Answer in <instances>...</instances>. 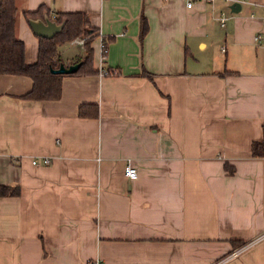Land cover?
<instances>
[{
    "label": "crops",
    "instance_id": "crops-1",
    "mask_svg": "<svg viewBox=\"0 0 264 264\" xmlns=\"http://www.w3.org/2000/svg\"><path fill=\"white\" fill-rule=\"evenodd\" d=\"M16 3L28 62L25 10L44 4L36 16L89 15L97 70L65 73L57 99L0 72V184L15 190L0 194V264H264V243L238 250L264 230V0ZM77 39L65 63L85 53Z\"/></svg>",
    "mask_w": 264,
    "mask_h": 264
},
{
    "label": "trees",
    "instance_id": "trees-1",
    "mask_svg": "<svg viewBox=\"0 0 264 264\" xmlns=\"http://www.w3.org/2000/svg\"><path fill=\"white\" fill-rule=\"evenodd\" d=\"M46 8L40 5L35 11L25 10L27 17L36 16ZM49 17L56 20L60 30L53 37L39 36L38 56L34 62L26 59V43L17 34L18 5L16 0H0V72L26 74L32 77L33 86L23 96L36 99H57L62 94V78L65 73H57L51 70L64 62L60 56L59 46L69 42L78 36H88L83 44L85 53L74 61L82 60V64L75 73L95 72L93 65V46L91 34L95 28L90 23L89 15L84 11H55ZM44 17V15L42 16ZM148 30V21L144 14L140 19V37L143 38ZM108 41H103V52L107 49ZM111 70V69H110ZM143 72L151 74L145 69ZM79 114L81 116H98L99 107L96 103H82ZM254 155L264 157V139L254 140L252 143ZM8 185L0 184V194L14 193ZM243 242V241H242ZM240 242V243H242ZM239 243V244H240Z\"/></svg>",
    "mask_w": 264,
    "mask_h": 264
},
{
    "label": "water",
    "instance_id": "water-1",
    "mask_svg": "<svg viewBox=\"0 0 264 264\" xmlns=\"http://www.w3.org/2000/svg\"><path fill=\"white\" fill-rule=\"evenodd\" d=\"M238 6L240 7L239 1H234L231 5L233 10H238ZM28 21L33 30L41 36L53 37L61 28V25L48 15L44 17L29 16ZM81 64L82 60L69 63L68 65L65 62H61L58 67H52L51 70L57 73H74Z\"/></svg>",
    "mask_w": 264,
    "mask_h": 264
},
{
    "label": "built area",
    "instance_id": "built-area-1",
    "mask_svg": "<svg viewBox=\"0 0 264 264\" xmlns=\"http://www.w3.org/2000/svg\"><path fill=\"white\" fill-rule=\"evenodd\" d=\"M193 4V0H188V5H192ZM85 38H80V39H77V41H80L81 43L84 42ZM254 40L257 42V43H260L264 46V29H261V30H258L255 35H254ZM102 47H103V44H102ZM114 71L111 69H107V68H102L101 69V73L102 74H109V73H113ZM51 161L50 157L48 156H44L42 157V159H40L39 157H34L32 159V162L33 163H49ZM126 174L130 177V178H135L137 177L138 175V169L135 165H133L131 163V161H128L127 165H126ZM257 242H262L264 243V230L261 231L258 235H256L253 239H251L250 241L246 242V243H243L244 245L242 247H240L238 250H241L242 248L246 247V246H250L254 243H257ZM236 250L234 253H237ZM101 261L98 257H96L95 259H92L90 261V264H100Z\"/></svg>",
    "mask_w": 264,
    "mask_h": 264
},
{
    "label": "rangeland",
    "instance_id": "rangeland-1",
    "mask_svg": "<svg viewBox=\"0 0 264 264\" xmlns=\"http://www.w3.org/2000/svg\"><path fill=\"white\" fill-rule=\"evenodd\" d=\"M83 37H84V38H87L88 36L84 35ZM83 37H82V36H78V37H76V38L80 39V38H83Z\"/></svg>",
    "mask_w": 264,
    "mask_h": 264
}]
</instances>
